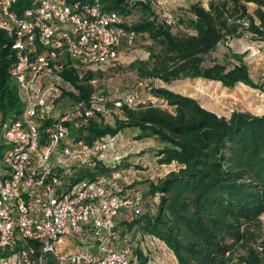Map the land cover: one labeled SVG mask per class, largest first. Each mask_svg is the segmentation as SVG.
Here are the masks:
<instances>
[{
    "label": "built area",
    "instance_id": "obj_1",
    "mask_svg": "<svg viewBox=\"0 0 264 264\" xmlns=\"http://www.w3.org/2000/svg\"><path fill=\"white\" fill-rule=\"evenodd\" d=\"M161 9L168 10L163 3ZM172 13L161 21L177 25ZM127 25V17L100 0H0V30L13 40L10 73L22 105L0 125V250L9 251L0 264H48L50 258L55 264H142L137 251L150 256L120 232L131 216L157 209L155 198L146 204L142 189L122 184L129 155L123 131L92 140L75 133L92 121L115 127L126 121L125 108L147 107L152 98L135 85L106 94L95 77L88 82L94 93L76 99L74 82L64 77L78 76L82 84L87 74L115 66L120 49L136 43ZM97 162L111 173L82 177L95 172Z\"/></svg>",
    "mask_w": 264,
    "mask_h": 264
},
{
    "label": "trees",
    "instance_id": "obj_2",
    "mask_svg": "<svg viewBox=\"0 0 264 264\" xmlns=\"http://www.w3.org/2000/svg\"><path fill=\"white\" fill-rule=\"evenodd\" d=\"M100 1L106 10L127 18L141 8L142 20L126 26L136 32V42L147 37L153 43L147 61L130 65L141 80L204 79L229 87L238 81L250 83L249 68L241 57L230 53L223 62H208L226 35H235L241 28L264 35V0H212L208 7L191 5L189 13L177 21L184 28L179 33L136 0ZM250 3L256 5L253 14ZM12 44L0 30V125L22 109L10 73L15 61ZM102 75L89 73L79 84L78 76L64 73L80 94L76 99H88L95 91L89 80ZM98 89L107 94L103 86ZM153 91L167 109L153 104L125 108L126 121H117L115 127L92 121L86 132L75 133L92 140L126 128L137 129L139 139L154 137L164 145L158 152L159 165H177L151 185L149 194L155 198L156 213L131 216L121 223L122 237H156L178 264H264V114L221 116L189 96L167 88ZM94 168L95 172H82V177L111 173L100 162ZM137 254L141 263L147 264L149 258L143 251ZM6 255L9 251L0 250V259ZM48 264L55 263L50 258Z\"/></svg>",
    "mask_w": 264,
    "mask_h": 264
},
{
    "label": "rangeland",
    "instance_id": "obj_3",
    "mask_svg": "<svg viewBox=\"0 0 264 264\" xmlns=\"http://www.w3.org/2000/svg\"><path fill=\"white\" fill-rule=\"evenodd\" d=\"M142 4L148 5L152 14L156 18H165V12H173L176 20L189 13V8L194 4H202L208 7L212 0H136ZM216 1V0H215ZM161 3L168 8L165 12L161 9ZM256 5L249 4V12L254 13ZM143 18L141 8L137 7L128 17L129 25L136 23ZM161 20V19H160ZM256 24L259 21L256 19ZM248 27V23L245 22ZM174 33L184 31L180 25L170 26ZM153 43L147 37H141L132 48L123 46L119 51V59L115 66L105 68L99 84L103 86L110 95L121 93L127 86L135 85L140 87V93L143 98L151 97L150 104L167 109L162 98L154 95V89L167 88L176 93L189 96L197 100L202 107L221 116H230L233 112H247L253 115L264 114V35L260 36L250 29L241 28L235 35H226L222 43L211 55L209 62L213 60L224 61L228 55L241 57L242 61L249 68L250 83L238 81L235 85L229 87L220 81H211L204 79H179L171 83L163 82L159 79L151 82L150 80H141L136 71L130 68V65L136 61H147L149 59L150 47ZM234 62V61H232ZM235 63V62H234ZM140 83H142L140 85ZM139 130L126 128L123 130L125 135V149L129 155L124 160V170L127 176V183H122L129 187L134 184L143 190L146 204L153 203L149 190L152 183L167 172L176 168V163L172 165H159L158 152L164 145L154 137L139 139ZM3 159L0 157V162ZM130 172V173H129ZM132 172H135L134 174ZM264 225V215L262 216ZM123 232L121 227L120 232ZM135 241H138L140 249L147 251L150 256H145L147 264L154 261L157 264H178L173 253L160 240L152 241L150 238H143L139 234ZM135 243V242H134ZM136 244V243H135Z\"/></svg>",
    "mask_w": 264,
    "mask_h": 264
}]
</instances>
